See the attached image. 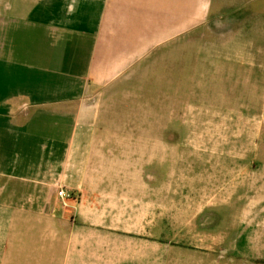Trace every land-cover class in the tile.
<instances>
[{
  "label": "crops",
  "instance_id": "0c3cea01",
  "mask_svg": "<svg viewBox=\"0 0 264 264\" xmlns=\"http://www.w3.org/2000/svg\"><path fill=\"white\" fill-rule=\"evenodd\" d=\"M259 2L0 0V264H264V190L206 161L177 191L160 144L88 124L100 90L188 82L193 33Z\"/></svg>",
  "mask_w": 264,
  "mask_h": 264
},
{
  "label": "rangeland",
  "instance_id": "374dc122",
  "mask_svg": "<svg viewBox=\"0 0 264 264\" xmlns=\"http://www.w3.org/2000/svg\"><path fill=\"white\" fill-rule=\"evenodd\" d=\"M258 5L256 20L248 7H224L193 33L188 82L100 90L101 98L88 102V124L96 125L99 112L97 126L109 128L98 135L104 141L160 144L162 174L176 170L177 191L201 190L206 161L221 170L224 190H264V3Z\"/></svg>",
  "mask_w": 264,
  "mask_h": 264
},
{
  "label": "built area",
  "instance_id": "2783aa9c",
  "mask_svg": "<svg viewBox=\"0 0 264 264\" xmlns=\"http://www.w3.org/2000/svg\"><path fill=\"white\" fill-rule=\"evenodd\" d=\"M58 197L62 200H66L68 199L70 196L68 195V193L66 192V190L60 189L58 191ZM64 206H67L66 203H63Z\"/></svg>",
  "mask_w": 264,
  "mask_h": 264
}]
</instances>
